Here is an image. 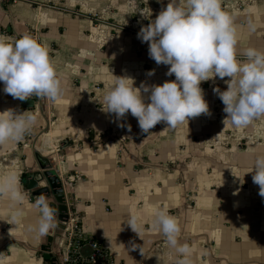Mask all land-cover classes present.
Returning a JSON list of instances; mask_svg holds the SVG:
<instances>
[{
    "label": "crops",
    "instance_id": "1",
    "mask_svg": "<svg viewBox=\"0 0 264 264\" xmlns=\"http://www.w3.org/2000/svg\"><path fill=\"white\" fill-rule=\"evenodd\" d=\"M168 2H0V36L11 42L27 34L45 44L64 89L60 101L33 96L35 106L26 108L4 93L0 82V111L40 113L22 141L0 147V174L14 162L21 182L24 173L43 172L36 155L46 158L64 193L71 195L85 236L99 239L115 264H170L173 253L152 223L158 208L179 221L181 242L195 250L193 264H264V197L252 180L255 169L250 171L254 156L264 155V118L241 128L223 123L224 105L213 88L226 90L229 77L202 81L210 114L174 129L161 122L143 133L131 113L118 120L102 110L115 76L131 77L137 87L175 79L137 37L149 23L142 12L155 19ZM222 8L235 19L237 58L244 60L243 49L249 46L264 50V0H222ZM149 70L154 74L149 76ZM24 192L29 201L36 199ZM47 197L56 201L52 194ZM129 212L141 217V237L124 221ZM0 218H9L2 201ZM3 219L0 264H51L42 246L56 234L59 243L50 246L58 251L65 243L58 228L42 241L34 238L27 230L37 219L34 210L25 208L15 224ZM132 243L144 254L139 247L132 250Z\"/></svg>",
    "mask_w": 264,
    "mask_h": 264
},
{
    "label": "clouds",
    "instance_id": "2",
    "mask_svg": "<svg viewBox=\"0 0 264 264\" xmlns=\"http://www.w3.org/2000/svg\"><path fill=\"white\" fill-rule=\"evenodd\" d=\"M142 15L149 18V23L141 26L138 39L148 43L149 57L157 65H168L166 75L174 74L175 79L162 84L142 82L137 87L133 78L115 76L104 94L102 110L115 114L118 120L131 113L143 133L149 134L161 122L174 129L188 123L189 118L210 114L200 86L202 81L229 77L226 90L213 88L224 105L223 123L241 128L264 118V50L249 46L242 52L245 59L237 58V26L234 16L222 8V0H169L155 19H150V13ZM254 30L255 25H250V31ZM153 74L154 70H149L148 75ZM0 82L4 93L22 101L35 96L56 103L64 94L48 47L27 34L11 42L0 36ZM39 120L38 109L0 111V147L22 141ZM253 169V183L259 185V195L264 197V155L254 156L250 171ZM20 176L14 162L0 174V201L9 209V218L0 219L15 224L25 208L34 210L37 219L27 230L42 241L55 235L60 223L57 209L45 194L29 201ZM46 185V181L39 179V187ZM124 221L141 237L143 222L138 213L129 212ZM152 223L173 253L170 264H193L195 250L181 242L182 229L177 218L166 208H158ZM137 247L144 254L139 245L131 244L132 250Z\"/></svg>",
    "mask_w": 264,
    "mask_h": 264
},
{
    "label": "built area",
    "instance_id": "3",
    "mask_svg": "<svg viewBox=\"0 0 264 264\" xmlns=\"http://www.w3.org/2000/svg\"><path fill=\"white\" fill-rule=\"evenodd\" d=\"M16 0H0L1 3L15 2ZM12 40L17 39L16 37L10 38ZM64 204L67 208V219L63 234L65 237L64 245L55 251L51 246H49L48 253L54 258L57 264H115L111 256L109 255L107 249L103 246L101 241L93 236H87V246L89 253L84 255L79 252V245L75 241L76 237L85 235L82 231L80 225L79 216L70 209L71 202L67 198L63 191ZM45 251L42 250V254Z\"/></svg>",
    "mask_w": 264,
    "mask_h": 264
},
{
    "label": "water",
    "instance_id": "4",
    "mask_svg": "<svg viewBox=\"0 0 264 264\" xmlns=\"http://www.w3.org/2000/svg\"><path fill=\"white\" fill-rule=\"evenodd\" d=\"M21 104L23 107L31 108L34 107L36 102L34 99L27 98L26 100L21 101ZM63 145L66 146L67 143L63 142ZM37 161L39 163L40 169L43 170V172H33L32 176L28 179V188L31 189V193L33 196L37 197L40 194H45L46 196H49L52 194L56 201L63 202L64 200V194H63V188L62 183L59 177L56 175V173L49 169L50 164L49 161L46 158L40 157L39 155H36ZM39 179H45L47 182V185L44 187H39ZM67 198L69 199V202L72 203V197L70 194H66ZM67 208L64 204H61L59 206L58 215L57 218L59 220V226L58 229L60 232L63 233V230L65 228L66 219H67ZM60 239V235L56 234L55 236H51L48 238L47 244L42 246V250L45 251L44 258L49 259L51 261V264H57L55 262V258L52 257L49 253V246L50 244H58Z\"/></svg>",
    "mask_w": 264,
    "mask_h": 264
},
{
    "label": "trees",
    "instance_id": "5",
    "mask_svg": "<svg viewBox=\"0 0 264 264\" xmlns=\"http://www.w3.org/2000/svg\"><path fill=\"white\" fill-rule=\"evenodd\" d=\"M31 176H32V173L27 172V173H24L22 175V177H21V183H22L24 189L29 190V191H31V189L28 188V179ZM31 196H33L32 193H31ZM50 203H51V206H53V207H55L57 209V215H58L59 206L62 204V202L55 201V202H50ZM70 209H72V206H70ZM75 241L79 245L78 246L79 247V252L84 254V255H87L89 253V249H88V246H87L88 237L85 236V235H82V236L76 237Z\"/></svg>",
    "mask_w": 264,
    "mask_h": 264
},
{
    "label": "rangeland",
    "instance_id": "6",
    "mask_svg": "<svg viewBox=\"0 0 264 264\" xmlns=\"http://www.w3.org/2000/svg\"><path fill=\"white\" fill-rule=\"evenodd\" d=\"M72 210V209H71Z\"/></svg>",
    "mask_w": 264,
    "mask_h": 264
}]
</instances>
